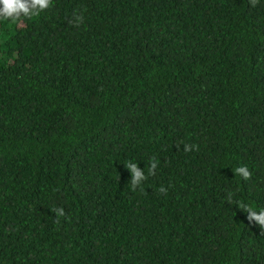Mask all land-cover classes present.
I'll return each instance as SVG.
<instances>
[{
  "label": "trees",
  "instance_id": "16d2710c",
  "mask_svg": "<svg viewBox=\"0 0 264 264\" xmlns=\"http://www.w3.org/2000/svg\"><path fill=\"white\" fill-rule=\"evenodd\" d=\"M237 202L264 209V0L0 19V264H264Z\"/></svg>",
  "mask_w": 264,
  "mask_h": 264
},
{
  "label": "clouds",
  "instance_id": "9594fccd",
  "mask_svg": "<svg viewBox=\"0 0 264 264\" xmlns=\"http://www.w3.org/2000/svg\"><path fill=\"white\" fill-rule=\"evenodd\" d=\"M253 6L256 5L257 0H250ZM52 6V0H0V19L20 21L21 17L31 18L33 16H38L41 11H44ZM74 15V21L78 24L82 22V15ZM194 148H197L195 145L185 144L184 151L189 152ZM158 166V161L155 157L150 160L149 175H155V169ZM125 167L130 171L131 174V187L133 190L136 189L147 177L144 174V171L139 168L138 164L128 162ZM235 173L239 174L244 180H249L252 173L249 171L248 167L240 166L235 169ZM159 191L163 194H167V189L163 186L160 187ZM228 203H231V196L226 199ZM238 208L243 209L248 215V221L255 222L259 225L261 229H264V209L259 210L258 212L253 210L248 204L237 202ZM55 213L56 222L59 223L60 217H65L66 213L63 207H56L51 209Z\"/></svg>",
  "mask_w": 264,
  "mask_h": 264
}]
</instances>
